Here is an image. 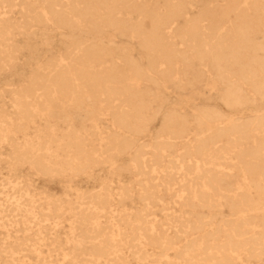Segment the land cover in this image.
Wrapping results in <instances>:
<instances>
[{
	"label": "bare ground",
	"instance_id": "obj_1",
	"mask_svg": "<svg viewBox=\"0 0 264 264\" xmlns=\"http://www.w3.org/2000/svg\"><path fill=\"white\" fill-rule=\"evenodd\" d=\"M2 73L0 264H264V0H0Z\"/></svg>",
	"mask_w": 264,
	"mask_h": 264
},
{
	"label": "rangeland",
	"instance_id": "obj_2",
	"mask_svg": "<svg viewBox=\"0 0 264 264\" xmlns=\"http://www.w3.org/2000/svg\"><path fill=\"white\" fill-rule=\"evenodd\" d=\"M38 41V40H36ZM52 47V51L48 52V50H46L45 47H39L37 54H32L33 56H49L50 54L55 53L56 51H58L61 48V45L59 44V42L57 41V35L53 36V43L51 45ZM23 58H27V55L24 56ZM34 61L33 60H29L25 65H23V61L21 60L18 65H17V69L15 70V75L17 76L19 73L24 72V73H28L33 67H34ZM8 75L5 73L0 74V85L2 83V81L7 78ZM16 79V78H15ZM198 89H201V86L198 87ZM194 96L197 98V101H201L200 103L203 104L206 100V98H208L209 95L200 98L199 95H197V93H194ZM214 96H210V98H213ZM182 100V98H180ZM165 100L168 104L169 107H174L177 108L178 104H179V99L175 96H167L165 97ZM157 117L151 124H150V132L153 134L157 131V129L159 128L160 125V118ZM123 162H126L127 159L126 157L122 158ZM2 167L4 168V164L1 163ZM22 168V167H21ZM20 168V172L22 174H27V170L26 168ZM106 175V172L104 170H96L94 178L98 179L99 177H103ZM127 174H123L122 178L123 179H127ZM34 178V179H33ZM33 179V183L36 185L37 188L39 189H43L45 191H47L50 194H53L55 196H63L64 191H63V186L64 184L60 181L57 180H47V179H43V178H39V177H34L32 176ZM90 181V182H89ZM72 187L77 188V189H89L92 186H95L96 184V180L93 179H86L84 177L82 178H77L75 180H73V182L71 183ZM75 184V185H74ZM39 186V187H38Z\"/></svg>",
	"mask_w": 264,
	"mask_h": 264
}]
</instances>
